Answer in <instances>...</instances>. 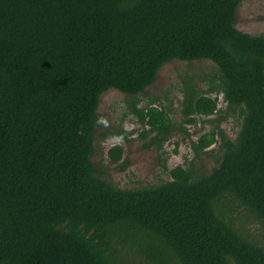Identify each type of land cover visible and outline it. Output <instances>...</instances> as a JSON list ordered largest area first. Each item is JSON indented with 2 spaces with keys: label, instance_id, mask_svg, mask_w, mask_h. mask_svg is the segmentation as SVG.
<instances>
[{
  "label": "trees",
  "instance_id": "1",
  "mask_svg": "<svg viewBox=\"0 0 264 264\" xmlns=\"http://www.w3.org/2000/svg\"><path fill=\"white\" fill-rule=\"evenodd\" d=\"M243 1L0 0V264H264V35L234 27ZM203 60L220 77L203 92L184 81L186 124L242 119L235 141L217 127L192 143L201 155L218 137L216 167L134 190L102 180V94L135 99L165 64ZM156 102L129 111L161 149L175 123ZM239 210L261 234L237 225Z\"/></svg>",
  "mask_w": 264,
  "mask_h": 264
},
{
  "label": "rangeland",
  "instance_id": "2",
  "mask_svg": "<svg viewBox=\"0 0 264 264\" xmlns=\"http://www.w3.org/2000/svg\"><path fill=\"white\" fill-rule=\"evenodd\" d=\"M234 27L246 34L264 35V0H244L235 14ZM213 77H220V73L210 61H173L162 66L155 83L135 99L113 89L102 94L91 157L98 176L116 188L134 190L169 181L168 173L176 167L190 170L194 176L210 174L223 156L219 138L201 155L195 154L192 143L217 127L235 141L242 125L239 115L221 118L223 114L195 116L194 124H186L182 115L184 81L193 79L197 90L203 92L211 87ZM215 81L219 85L218 80H214V85ZM209 96L217 98L219 111L225 110L222 94ZM133 100H138L137 108L144 110L151 101H158L155 105L165 109L175 123V133L161 149L150 144L154 134L148 133L149 127L130 113L129 104ZM113 147L121 149L117 163H112L109 155ZM235 216L239 220L237 225L246 233H262L252 215L239 210Z\"/></svg>",
  "mask_w": 264,
  "mask_h": 264
}]
</instances>
